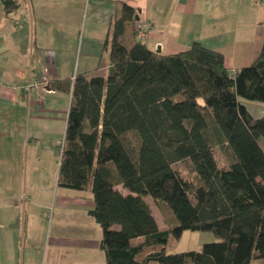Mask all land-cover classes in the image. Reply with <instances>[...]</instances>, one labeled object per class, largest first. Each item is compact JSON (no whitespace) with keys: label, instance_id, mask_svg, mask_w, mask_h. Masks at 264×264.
Returning <instances> with one entry per match:
<instances>
[{"label":"trees","instance_id":"16d2710c","mask_svg":"<svg viewBox=\"0 0 264 264\" xmlns=\"http://www.w3.org/2000/svg\"><path fill=\"white\" fill-rule=\"evenodd\" d=\"M12 9L10 0H3ZM134 10L112 20L105 77L76 75L57 186L91 190L106 264H251L264 260V40L254 62L229 74L221 53L193 43L162 55L136 40ZM131 26L132 43L120 37ZM226 152L220 168L214 148ZM186 166L184 177L176 164ZM169 214L161 230L144 197ZM167 213V212H166ZM209 232L200 250L165 254L168 237Z\"/></svg>","mask_w":264,"mask_h":264},{"label":"crops","instance_id":"0c3cea01","mask_svg":"<svg viewBox=\"0 0 264 264\" xmlns=\"http://www.w3.org/2000/svg\"><path fill=\"white\" fill-rule=\"evenodd\" d=\"M10 1L7 10L0 0V264H106L101 228L89 215L91 190L57 186L71 78L107 75L112 20L123 4L134 10L137 29L150 25L144 42L151 51L170 55L198 43L221 53L232 74L261 50L264 0ZM120 40L132 43L130 25ZM45 70L47 91H22ZM62 81L69 92L50 87ZM30 149L33 165L42 152L49 158L41 173L29 170Z\"/></svg>","mask_w":264,"mask_h":264},{"label":"rangeland","instance_id":"374dc122","mask_svg":"<svg viewBox=\"0 0 264 264\" xmlns=\"http://www.w3.org/2000/svg\"><path fill=\"white\" fill-rule=\"evenodd\" d=\"M100 74H102V72H100ZM239 101L244 103L247 106L248 110L252 113L254 117L256 118L261 117L264 114V111L262 109L258 107H254V106H262L264 109L263 103L250 102L242 98H239ZM253 104H256V105H253ZM259 144L264 150V139L263 138L259 140ZM214 153L219 162L220 168L227 167L226 152L222 150L220 147L216 146L214 148ZM40 155H42L39 159L40 161H38L37 165L35 164L33 165L32 164L33 162H31V159L33 158V153L31 149L29 150L28 163H31L29 165V170L33 168L32 171L35 170L33 172H38V171L40 172V170L41 171L42 169L45 170L48 167L47 161H49V158H47V156H45L46 154H44L43 152ZM176 167L182 172L184 177H187V178L190 177L189 173L187 172L186 166L183 163L176 164ZM47 173L50 174V172L48 171ZM56 195H57L56 187H53L52 192H51L52 201L56 199ZM146 199L148 200V202H150L152 213L155 219L157 220V223L160 226V229L161 230L167 229L168 220L170 219L169 214L172 215V212L169 209V207L165 205L166 207L164 208L166 209V211L164 209L161 210V208H159L154 203V201L152 200L150 196H147ZM49 214H52V209L49 210ZM213 241H216V238L214 237L212 233L185 230L183 231L182 235L178 239L170 235L166 241V244L163 246V251L165 254H175V253H181V252L191 251V250L197 251V250H200V248L202 247L204 243H209ZM260 262H264V260H260ZM147 264H158V263L156 261H150Z\"/></svg>","mask_w":264,"mask_h":264},{"label":"built area","instance_id":"2783aa9c","mask_svg":"<svg viewBox=\"0 0 264 264\" xmlns=\"http://www.w3.org/2000/svg\"><path fill=\"white\" fill-rule=\"evenodd\" d=\"M25 19H19L15 20L14 24L15 26H18L22 23H24ZM150 29L149 24H142L136 31V40L140 42H144L147 37V32ZM75 77L71 78V87L73 85ZM49 79L47 76V70L44 71V74H42L40 77L34 78L33 80H30L26 85L22 87V91L25 93H29L34 90L42 89L44 91H47L48 88ZM62 146V142L60 143V147Z\"/></svg>","mask_w":264,"mask_h":264},{"label":"water","instance_id":"95a60500","mask_svg":"<svg viewBox=\"0 0 264 264\" xmlns=\"http://www.w3.org/2000/svg\"><path fill=\"white\" fill-rule=\"evenodd\" d=\"M138 18H137V16L135 15V20H137ZM156 52H159V50L157 49V51Z\"/></svg>","mask_w":264,"mask_h":264}]
</instances>
